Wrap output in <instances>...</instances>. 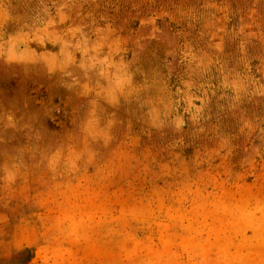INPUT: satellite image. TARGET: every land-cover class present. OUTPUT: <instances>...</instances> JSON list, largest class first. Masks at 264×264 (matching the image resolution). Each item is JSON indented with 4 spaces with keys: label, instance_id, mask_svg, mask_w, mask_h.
<instances>
[{
    "label": "rangeland",
    "instance_id": "374dc122",
    "mask_svg": "<svg viewBox=\"0 0 264 264\" xmlns=\"http://www.w3.org/2000/svg\"><path fill=\"white\" fill-rule=\"evenodd\" d=\"M0 264H264V0H0Z\"/></svg>",
    "mask_w": 264,
    "mask_h": 264
}]
</instances>
